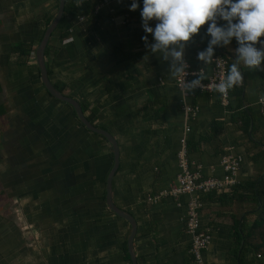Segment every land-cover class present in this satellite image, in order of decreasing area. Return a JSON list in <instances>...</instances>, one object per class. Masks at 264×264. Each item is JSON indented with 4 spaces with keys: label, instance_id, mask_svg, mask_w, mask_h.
Returning <instances> with one entry per match:
<instances>
[{
    "label": "crops",
    "instance_id": "obj_1",
    "mask_svg": "<svg viewBox=\"0 0 264 264\" xmlns=\"http://www.w3.org/2000/svg\"><path fill=\"white\" fill-rule=\"evenodd\" d=\"M84 1L76 0L77 16L52 33L45 65L51 84L117 143L111 200L135 220L136 264H193L189 197L145 200L175 182L186 127L188 143L196 145L189 160L202 176L222 178V156L241 159L239 186L200 197V227L210 235L205 263L264 264V256L257 258L264 253V233L254 226L261 206L246 187L264 176V161H253L264 152L258 146L264 145L258 104L264 98V62L254 69L239 65L243 81L234 87L242 96L229 89L227 108L215 94L190 96L187 104L197 116L187 121L172 58L152 53L142 40L143 0L136 11L129 10L131 0ZM57 9L58 0H0V264H130L123 252L129 226L104 203L110 146L86 131L40 79L35 50ZM225 24L218 19L217 26ZM210 41L204 26L185 43L183 60L206 51ZM19 44L32 47L27 57L15 53ZM254 46L264 51L262 41ZM238 47L235 39L221 41L213 57L224 53L233 64ZM197 65L210 73L211 62ZM246 109L254 120L250 138L231 122L233 112ZM214 127L213 140L203 142Z\"/></svg>",
    "mask_w": 264,
    "mask_h": 264
},
{
    "label": "clouds",
    "instance_id": "obj_2",
    "mask_svg": "<svg viewBox=\"0 0 264 264\" xmlns=\"http://www.w3.org/2000/svg\"><path fill=\"white\" fill-rule=\"evenodd\" d=\"M138 8V0H131L129 10ZM140 15L146 48L152 53H162L165 60L172 58L174 78L186 75L183 67L185 43L204 26H207L211 41L207 50L198 54L200 61L211 62L213 46L221 41L227 45L235 39L239 45L237 60L230 66L225 81L217 86L218 91L224 92L242 83L241 63L254 69L264 62V51L254 46L264 38V0H143ZM218 19L226 22L225 26H217ZM153 21L154 28L149 26ZM148 35L153 37L154 43L148 44Z\"/></svg>",
    "mask_w": 264,
    "mask_h": 264
},
{
    "label": "built area",
    "instance_id": "obj_3",
    "mask_svg": "<svg viewBox=\"0 0 264 264\" xmlns=\"http://www.w3.org/2000/svg\"><path fill=\"white\" fill-rule=\"evenodd\" d=\"M109 0H100V3H107ZM96 9V8H95ZM94 9V11H95ZM82 20V17H78ZM198 55L190 59L183 60L185 76L175 79V87L181 94V110L187 121H192L197 116V109L187 104V99L196 94H215L218 96L221 106L227 108L230 105V93L217 90V86L223 83L228 74L229 58L222 54H216L211 61V71L207 73L203 65L194 66L199 62ZM197 81V84H193ZM260 115L264 117V98L259 100ZM190 128L184 130V136L179 141L180 149L177 154L178 174L175 182L161 192L147 196L146 202L156 204L167 198H176L187 195L189 201L186 212V229L191 235L189 254L193 264H206L203 253L207 250L210 243V235L201 230L200 218L203 208L200 197L210 193H222L239 186L237 179L238 171L241 166V159L231 154L222 156L220 166L223 171L222 178H207L202 176L200 167L193 170L194 165L189 160L187 135ZM264 253L257 254V258H262Z\"/></svg>",
    "mask_w": 264,
    "mask_h": 264
},
{
    "label": "water",
    "instance_id": "obj_4",
    "mask_svg": "<svg viewBox=\"0 0 264 264\" xmlns=\"http://www.w3.org/2000/svg\"><path fill=\"white\" fill-rule=\"evenodd\" d=\"M64 5L65 0H58V9L55 17L49 23L47 28L45 29L43 36L35 50V60L39 70L40 79L42 82L43 87L52 96L54 99L61 101L71 107L74 112V115L78 121V123L88 132L98 135L99 137L103 138L106 143L110 146L111 149V168L106 176L105 185H104V203L107 210L112 213L114 216L118 217L119 219L125 221L129 226V234L126 239V252L129 257L130 264H136V260L134 257L133 249H132V242L133 238L136 233V223L134 218L129 215L128 213L122 211L121 209L117 208L111 200V182L114 174L118 168V147L115 139L105 130L98 129L94 127L92 124L88 122V120L84 117L79 104L63 95L60 91H58L50 82L46 65H45V49L47 47L48 41L52 35V33L58 27L60 23L63 13H64Z\"/></svg>",
    "mask_w": 264,
    "mask_h": 264
},
{
    "label": "trees",
    "instance_id": "obj_5",
    "mask_svg": "<svg viewBox=\"0 0 264 264\" xmlns=\"http://www.w3.org/2000/svg\"><path fill=\"white\" fill-rule=\"evenodd\" d=\"M84 3H85V1L81 0V5H83ZM77 14H78V10L76 8V0H65L64 13H63L62 19H61V21L58 24V27L56 29H62L64 27L65 23H67V21H69L71 19H74L77 16ZM48 24H49V22L47 23V25ZM260 41H262V44L264 45V38H261ZM14 51H15V53H17L19 55L27 57L29 55V53H31L32 47L29 45L19 44L14 48ZM46 53H47V49H45V55H46ZM222 54H224V53H222ZM231 65L232 64L229 62L228 71L230 70ZM233 89L235 92V96H237V98H241L242 91L237 90V88H235V87ZM59 90L61 91V89H59ZM231 122L236 124V125H240L241 132L247 138H250L252 136L253 131H254L252 123L254 122V120H253L252 112L250 109H246V110H242V111L237 110V111L233 112ZM215 130H216V127H214V130L212 132L213 134L211 135V137L208 140L203 139V142L209 141L211 139L213 140V138L215 137L214 136V134L216 132ZM258 146L261 148H264L263 144H258ZM195 147H196L195 144L188 143V153L191 152L190 149H193V151H194ZM257 159H261L262 161H264L263 150H262L261 154L260 153L257 154L256 159H254L253 161L256 162ZM246 187L250 190L252 198L256 201V203L259 206H261V207H259L258 218L254 222V226L256 228L260 227L262 229V233H264V176L261 179L256 180L255 182L247 184ZM238 237L239 236H237L235 238L237 241H239ZM123 252L125 254V257L128 258L127 254H126L125 243H123Z\"/></svg>",
    "mask_w": 264,
    "mask_h": 264
}]
</instances>
